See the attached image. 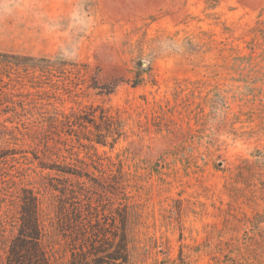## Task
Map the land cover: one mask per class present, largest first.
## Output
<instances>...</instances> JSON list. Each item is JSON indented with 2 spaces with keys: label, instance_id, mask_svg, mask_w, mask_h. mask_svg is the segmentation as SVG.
Returning <instances> with one entry per match:
<instances>
[{
  "label": "rangeland",
  "instance_id": "374dc122",
  "mask_svg": "<svg viewBox=\"0 0 264 264\" xmlns=\"http://www.w3.org/2000/svg\"><path fill=\"white\" fill-rule=\"evenodd\" d=\"M0 54L78 67L25 79L24 98L0 67V264L23 190L40 199L51 263L70 264L56 174L34 160L48 136L92 177L122 169L131 264H264V0H0ZM91 106L121 119L122 138L57 144L47 119Z\"/></svg>",
  "mask_w": 264,
  "mask_h": 264
},
{
  "label": "trees",
  "instance_id": "16d2710c",
  "mask_svg": "<svg viewBox=\"0 0 264 264\" xmlns=\"http://www.w3.org/2000/svg\"><path fill=\"white\" fill-rule=\"evenodd\" d=\"M51 63V59L0 54V67L13 70L19 78L15 87L21 98H24L22 89L26 85L25 79L36 88L33 79L38 77L37 73L52 74L59 70L72 74L78 72V67H51ZM99 89L105 94H111L114 90L113 85H104ZM21 104L24 105L23 100ZM47 120L51 135L58 137L55 141L57 144L65 143L61 138L62 133L71 138L77 137L78 141L86 140L97 144H107L111 139V145H115L124 135L121 119L100 106H91L87 112L72 111L71 114L61 113L60 116L57 113ZM78 130L84 137L76 134ZM49 140L48 136L43 142L46 149L43 157L36 153L34 160L39 162L40 168L56 174V177H51L50 187L59 194L58 225L69 249L70 264H131L127 232L128 185L122 169L115 172L110 168L108 172L102 173L100 179L92 177L88 171L89 164L79 159L77 162L80 165L66 163L67 157L62 155L60 149L54 152L49 148ZM8 156L9 154L1 155L0 152V159ZM53 156L63 158L64 162L46 161ZM91 187L110 195V208L107 209L97 201L94 197L96 192ZM20 203L19 227L10 243L6 264H52L42 245L44 233L39 197L31 190H23Z\"/></svg>",
  "mask_w": 264,
  "mask_h": 264
},
{
  "label": "clouds",
  "instance_id": "9594fccd",
  "mask_svg": "<svg viewBox=\"0 0 264 264\" xmlns=\"http://www.w3.org/2000/svg\"><path fill=\"white\" fill-rule=\"evenodd\" d=\"M75 14H76V15H81L80 10L77 9L76 12H75ZM83 15H84L85 17H87V13H86V12L83 13ZM88 19H90V18H88ZM78 26H79V27H86L87 25H86V23H85L84 25H78ZM63 52H64V58H65V59H74V58H75L74 53H73V50L71 49L70 46H69V47H65V48L63 49Z\"/></svg>",
  "mask_w": 264,
  "mask_h": 264
}]
</instances>
